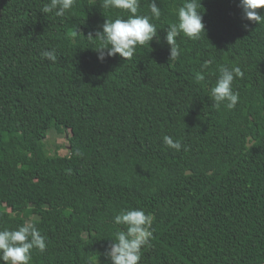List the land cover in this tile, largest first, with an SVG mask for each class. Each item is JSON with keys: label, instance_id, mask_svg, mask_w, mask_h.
Here are the masks:
<instances>
[{"label": "trees", "instance_id": "trees-1", "mask_svg": "<svg viewBox=\"0 0 264 264\" xmlns=\"http://www.w3.org/2000/svg\"><path fill=\"white\" fill-rule=\"evenodd\" d=\"M48 2L0 0V229L35 224L46 249L31 264H106L113 217L141 208L153 234L139 264H263L264 22L238 0H197L205 33H181L170 59L164 28L184 0H156L160 40L101 62L87 36L128 13L75 0L57 17ZM221 65L244 72L232 110L209 98ZM50 130L66 132L68 154L48 152Z\"/></svg>", "mask_w": 264, "mask_h": 264}, {"label": "clouds", "instance_id": "clouds-1", "mask_svg": "<svg viewBox=\"0 0 264 264\" xmlns=\"http://www.w3.org/2000/svg\"><path fill=\"white\" fill-rule=\"evenodd\" d=\"M74 3L75 0H49L40 11L62 17L73 8ZM199 4L201 5V0ZM101 7L125 10L128 13L127 18L117 16L115 19H105L94 36L91 33L87 36L90 39L98 38V46L91 48L101 62L117 54L125 60H131L138 46L150 44L153 38L160 40L156 26L150 22L161 16V9L156 0H151L150 15L138 14L139 0H103ZM238 7L242 10L244 20L264 22V15L257 11L264 8V0H238ZM201 12L198 10L197 0H184L177 10L178 23L164 28L166 34L163 40L170 46V59L180 55L176 38L181 33L191 40H199L201 33H205ZM41 57L52 62L57 59L53 50L42 51ZM207 67V63L201 65L202 69ZM243 76L244 72L239 66H219L218 76L215 85L210 89L209 97L216 107L224 105L228 110H232L237 106L239 93L233 90L232 85L234 79ZM195 79L197 82L203 81V73L197 72ZM163 143L176 151H180L182 147L179 140L174 141L167 135L163 137ZM113 223L123 228L115 233L103 253L106 264H139L141 249L151 242L152 217L141 208L122 209L113 217ZM34 249L40 252L46 249V238L34 223L25 222L16 229H0V264H31Z\"/></svg>", "mask_w": 264, "mask_h": 264}, {"label": "rangeland", "instance_id": "rangeland-1", "mask_svg": "<svg viewBox=\"0 0 264 264\" xmlns=\"http://www.w3.org/2000/svg\"><path fill=\"white\" fill-rule=\"evenodd\" d=\"M45 144L50 154H68V142L66 132L50 130L45 138Z\"/></svg>", "mask_w": 264, "mask_h": 264}, {"label": "water", "instance_id": "water-1", "mask_svg": "<svg viewBox=\"0 0 264 264\" xmlns=\"http://www.w3.org/2000/svg\"><path fill=\"white\" fill-rule=\"evenodd\" d=\"M264 264V263H263Z\"/></svg>", "mask_w": 264, "mask_h": 264}]
</instances>
